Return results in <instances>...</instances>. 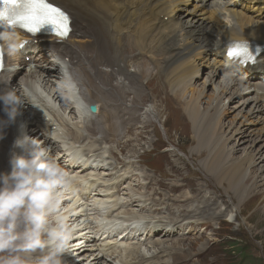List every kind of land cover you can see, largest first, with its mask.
I'll list each match as a JSON object with an SVG mask.
<instances>
[{"label": "bare ground", "instance_id": "obj_1", "mask_svg": "<svg viewBox=\"0 0 264 264\" xmlns=\"http://www.w3.org/2000/svg\"><path fill=\"white\" fill-rule=\"evenodd\" d=\"M56 1L66 7L76 21L64 45L50 44L47 49L61 60L68 58V62L58 66L57 58L48 70L31 69L22 64L19 55L15 58L7 56L10 64L0 75V92L11 89L22 99L27 96L31 102L25 99L20 103L14 122L3 126L0 172H11L9 160L13 151L24 154L22 148L14 147V142L25 135L34 138V143H26V147H43L67 174L74 172L70 160L77 161L79 169L68 176L67 192L72 193L78 187L79 195L73 202L67 203L66 190L61 189L58 197L59 213L74 227L71 249L62 255L63 264H130L118 251H114L108 261L92 241L83 243L82 239L89 238L85 231L87 224L83 222L87 219L86 209L79 210L76 200L91 201L93 206L90 209L98 215L109 214L119 207L121 197L117 193L126 191V177L135 169L127 164L124 172L114 179H104V175H110L109 171L115 165L107 163L105 153H98L99 149L94 150L92 144L110 141L117 146L118 142V150L125 152L130 138L147 134V124L139 129L127 125L137 117L140 109L138 98L141 102L147 99L145 87H151L154 95L159 97L155 82L164 76L169 85L177 90V101L184 107L188 123L192 126L195 148L201 147L205 151V155L200 154L203 156L201 166L213 182L226 186L236 199H243L251 190L249 199L261 195L264 201V163L260 166L261 173H256L254 177L250 170L256 162L254 156L248 151H244L243 156H234L238 146L247 140L244 132H249L255 134L253 141L261 142L256 159H264V80L260 81L259 70H247V78L225 73L217 82V89L213 87L203 99L205 84L214 85L220 71L224 73L225 69L220 64L224 62L222 46L228 45L229 40L245 38L256 39L264 45V0H253V3L246 0ZM73 38L86 41L76 42ZM26 51L33 58H43L42 53H36V47ZM137 57L141 61L136 60ZM261 58H264V49ZM133 64H136L135 68L128 69ZM13 65L18 68L13 69ZM148 65L156 70L143 84L140 78L146 80L144 71L149 68ZM203 66L210 70L197 88L193 79L197 78ZM53 68L54 71L51 70ZM20 74L23 75L16 83L15 78ZM105 74L106 81L102 82ZM52 75L55 80L51 79ZM103 87L112 89L106 97L111 109L104 111L100 117V108L95 116L88 115L87 106L105 97L106 89ZM62 89L65 96L60 93ZM238 98L243 99L236 106H229ZM166 100L172 101L173 98L167 96ZM124 101L130 105H126L123 115L119 116ZM236 109H239L234 113L236 122L225 130L223 116ZM144 113L150 115L149 110H144ZM81 114L86 117L85 120ZM42 116H48L49 120L45 121ZM7 119L2 102L0 122ZM54 126L57 128L53 129ZM123 126H126L127 139L119 141L125 138L121 129ZM231 140L235 145L229 147ZM67 148L72 151L70 158L67 157ZM169 166H173V175L167 178L173 179V184L147 177V185L155 184L178 193L175 201L180 204V213L185 216L200 214L198 205L195 207L192 204L200 198L206 208L204 213L212 210L213 216L222 215L221 210L211 208L216 196L207 192L204 197L207 187L203 188L199 180L185 174L184 167L178 163L182 177L177 176L173 163ZM89 168L102 169V172L99 175L87 172ZM104 170H108L107 173ZM90 177L93 180L89 188L81 187L79 180ZM257 186L259 189L256 190ZM186 188L188 193H181ZM135 250L131 249L132 252ZM189 257V253L180 250L170 253L171 264Z\"/></svg>", "mask_w": 264, "mask_h": 264}, {"label": "clouds", "instance_id": "obj_2", "mask_svg": "<svg viewBox=\"0 0 264 264\" xmlns=\"http://www.w3.org/2000/svg\"><path fill=\"white\" fill-rule=\"evenodd\" d=\"M0 52L17 57L26 40L18 27L0 20ZM21 98L11 89L0 92L7 121L14 122ZM31 102V101H30ZM34 143L27 135L17 138L12 152L11 172H0V264H63L62 255L71 249L74 227L67 223L57 205L61 189L68 188L65 169L43 149L26 147ZM100 224L111 226L107 220Z\"/></svg>", "mask_w": 264, "mask_h": 264}, {"label": "rangeland", "instance_id": "obj_3", "mask_svg": "<svg viewBox=\"0 0 264 264\" xmlns=\"http://www.w3.org/2000/svg\"><path fill=\"white\" fill-rule=\"evenodd\" d=\"M148 67L149 68L144 71V75L147 78L152 76V73H154L156 70L153 68V66L148 65ZM206 72L207 68H203L197 78L193 79L195 86L197 84V88H199L202 81L205 80ZM222 75L223 74L218 75L214 85L208 86V83L205 84V96L203 99L207 98L208 93L212 92L213 87L217 89V82L222 80ZM140 79L143 83L146 81L143 80V78ZM160 87L163 89V93H161L162 97L165 94L173 95L174 89L171 87H165V83L163 81L160 83ZM147 95L148 99H150L151 97L149 96V93H147ZM242 99L243 98H238L234 100V102L229 104V106H236L238 102L242 101ZM94 103L99 104V102ZM176 103L177 102L174 99L172 101L166 100L165 104H162L161 101L156 97L151 99L146 105L145 102H143L144 110H149L150 115L147 116L144 111H142L141 114L143 116L139 114L138 119L134 121V123L136 127H140L147 123V134L143 135L142 137L130 138V145L126 148L125 152H123L124 156H140L141 158H139V160L141 159L143 162H149L151 168L167 171L169 168L167 166L163 167V163H158L159 165H156L157 163L150 161L148 158L152 154L150 151L153 150L154 153L159 152L162 148H165L167 150V155L170 156V159H179L181 163L184 164V173H190V176L196 177V179L199 180L203 188L207 187L204 189V197L207 192H210L216 196L213 207H217L216 211L221 210L222 215L215 217L218 220H212L206 215H200V217L204 220L211 221L213 228H215L219 221L220 223L217 233L207 236L204 234L202 238H192L188 243L176 241L172 245L176 248H180L183 252H190L205 248L206 245L211 243L219 241L223 242L225 238L230 239L235 237L236 242L245 243L248 247H250V249H252L255 257H258L259 260L261 259V263H264V201H262V196L260 195L253 200L249 199V197H251V190H249L247 196L239 200L238 197L237 199L234 197L235 194L227 189L226 186H223L217 181L213 182V179L209 177V175L201 166V162L203 160L202 155H205V151L201 147H199V149L195 148L196 144H194V134L191 128L192 126L188 122L185 124V114L183 112V108ZM165 105H167L166 108ZM109 109L111 108L103 106V112ZM237 110L239 109L233 110V113L231 112L226 116H223L222 122L226 127L225 130H229L231 127L230 124L232 122H236L234 113ZM122 114L123 112L121 110L119 116ZM121 129L124 132L123 135L125 137V127H122ZM244 134V137L247 140L238 146L236 152H234V156H243L244 151H248L249 154L253 155L256 162L250 167V170L252 171V175L256 177L258 173H261L260 166L264 163V159L262 161L256 159L261 142L252 140V138L256 139L255 134L253 133L244 132ZM126 139L127 138L125 137L119 141H125ZM228 143L229 147L235 145L233 140L229 141ZM95 145L96 147L103 148L105 150L110 148L117 150V147L114 143L103 144L95 142ZM39 149H42V147ZM145 152H149L150 154L145 156ZM201 153L202 155H200ZM117 157L121 158L122 160L126 159L120 155V152H118V156L110 154L109 160H117ZM173 164L175 166V172L177 173V176L182 177V173L180 171L181 168L177 166V163ZM170 170V173H165L166 177L170 176L171 174L173 175V166H171ZM257 189H259V186L256 187V190ZM201 200L202 199L200 198L194 203L201 202ZM194 206L196 207L195 204ZM197 207L199 208L198 211L201 210L199 213H204L206 210L205 206L203 205V200ZM201 207L203 209H201ZM200 231H202V229H200ZM169 244L170 242H167L165 245L167 246Z\"/></svg>", "mask_w": 264, "mask_h": 264}, {"label": "snow or ice", "instance_id": "obj_4", "mask_svg": "<svg viewBox=\"0 0 264 264\" xmlns=\"http://www.w3.org/2000/svg\"><path fill=\"white\" fill-rule=\"evenodd\" d=\"M5 19L9 24L33 35L45 24L52 25L51 31L61 39L71 33L69 15L50 0H0V20ZM227 54L234 60L239 58L241 63L255 60L246 41L233 42ZM2 56L0 52V67L3 66Z\"/></svg>", "mask_w": 264, "mask_h": 264}, {"label": "trees", "instance_id": "obj_5", "mask_svg": "<svg viewBox=\"0 0 264 264\" xmlns=\"http://www.w3.org/2000/svg\"><path fill=\"white\" fill-rule=\"evenodd\" d=\"M242 244V247L246 246V245H243L244 243H241Z\"/></svg>", "mask_w": 264, "mask_h": 264}]
</instances>
